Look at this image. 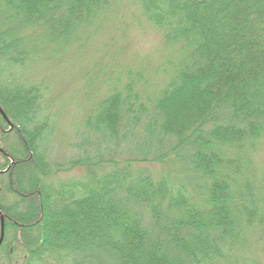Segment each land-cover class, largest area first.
<instances>
[{"label":"trees","instance_id":"trees-1","mask_svg":"<svg viewBox=\"0 0 264 264\" xmlns=\"http://www.w3.org/2000/svg\"><path fill=\"white\" fill-rule=\"evenodd\" d=\"M124 15L160 64L77 67ZM0 108L6 264H264V0H0Z\"/></svg>","mask_w":264,"mask_h":264},{"label":"rangeland","instance_id":"rangeland-1","mask_svg":"<svg viewBox=\"0 0 264 264\" xmlns=\"http://www.w3.org/2000/svg\"><path fill=\"white\" fill-rule=\"evenodd\" d=\"M132 11L135 10L132 7L130 8ZM124 29V33L121 34V30ZM123 35L124 37H119ZM97 38L91 43L90 48L87 50L86 54L82 55L81 63L77 67L81 66L83 67L84 64L86 65H93L95 60H98V52L97 45L99 42L108 39L109 37H113L115 39H118L125 47V60L130 61V63H136V62H144V66L148 69L155 68L158 64H160V60H158L160 47H161V35L153 30H150L147 27L143 28H134L130 23L129 19L126 15H124L123 19L120 21V25L113 27L112 25H108L107 29L100 35L96 36ZM97 52V55H96ZM95 57V58H94ZM90 63V64H89ZM92 67V66H90ZM55 85H58L56 88L61 86L64 91H67L68 89H72L77 81L70 82L69 79H67V82L62 79L58 81V84L53 81ZM52 89H54V86H52ZM67 94V93H66ZM75 110V114L73 111L69 110V112H64L63 120H61V130L64 129L62 132H60L56 136V142L59 143L62 139L64 140L66 137L69 136V132L72 135V128L70 126L72 125L71 119L72 117H77L78 113ZM71 123V124H70ZM64 144V141L62 142ZM70 147H68L66 150H62V153H59L56 151V153L51 154L49 159L59 158V160H63L68 156ZM260 160L262 163H264V143L261 146V153H260ZM261 163H259L260 165ZM83 175V172L81 170H75L71 171L69 173L62 174L58 177L60 181L66 182L70 179H77L80 178ZM88 256V255H87ZM85 259V258H84ZM87 262V261H86ZM85 262V264H86ZM89 264H116V258L112 255L111 252L108 253L104 252L98 255V253H93L88 258ZM65 264H71L70 262Z\"/></svg>","mask_w":264,"mask_h":264},{"label":"flooded vegetation","instance_id":"flooded-vegetation-1","mask_svg":"<svg viewBox=\"0 0 264 264\" xmlns=\"http://www.w3.org/2000/svg\"><path fill=\"white\" fill-rule=\"evenodd\" d=\"M1 116V115H0ZM1 118L6 121L2 116ZM0 213H1V210H0ZM3 216V215H2ZM0 237H1V224H0ZM2 251V250H1ZM6 260H5V256H4V253L3 252H0V264H6L5 263ZM18 264H20V262H18Z\"/></svg>","mask_w":264,"mask_h":264},{"label":"water","instance_id":"water-1","mask_svg":"<svg viewBox=\"0 0 264 264\" xmlns=\"http://www.w3.org/2000/svg\"><path fill=\"white\" fill-rule=\"evenodd\" d=\"M0 113L3 115L1 109H0ZM2 238H3V219H2V217H1V238H0V243H1V241H2Z\"/></svg>","mask_w":264,"mask_h":264}]
</instances>
